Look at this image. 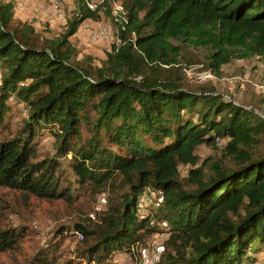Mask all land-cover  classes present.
<instances>
[{
	"label": "trees",
	"instance_id": "trees-1",
	"mask_svg": "<svg viewBox=\"0 0 264 264\" xmlns=\"http://www.w3.org/2000/svg\"><path fill=\"white\" fill-rule=\"evenodd\" d=\"M122 2L129 18L122 44L113 43L96 67L75 61L70 38L97 11L77 0L65 33L41 41L26 23L10 28L14 0H0V132L10 99L28 111L20 132L0 138V186L70 204L80 189L108 196L94 218L61 227L29 264H116V253L133 254L156 232L168 236L153 264L256 261L264 253V155L252 149L264 136V117L217 90L171 80L163 68L178 64L185 45L206 48L215 71L264 57V0ZM46 128L55 155L38 159L35 139ZM219 140H227L233 166L196 167L198 147ZM71 153L73 183L60 161ZM154 192L142 213L141 198ZM79 233L77 256L62 260L60 239ZM22 236L0 228V252L18 248Z\"/></svg>",
	"mask_w": 264,
	"mask_h": 264
},
{
	"label": "rangeland",
	"instance_id": "rangeland-1",
	"mask_svg": "<svg viewBox=\"0 0 264 264\" xmlns=\"http://www.w3.org/2000/svg\"><path fill=\"white\" fill-rule=\"evenodd\" d=\"M30 1L28 7L25 3ZM43 4V0H14V16L10 28L23 24L30 25L42 41L63 35L68 27V19L73 16L75 5L70 2L66 5V16L60 22L51 24L47 22L41 13L36 11ZM77 49L75 61L87 62V65L100 66L107 58L106 45L101 42L87 44L84 38L73 35L70 38ZM178 44L177 41H175ZM208 50L206 48H194L183 46L178 58V64L164 66L163 73L171 80L180 82L194 90L209 89L224 93L226 98L233 99L237 103L246 106L253 113L264 115V57H251L247 59H235L224 65L219 71L212 70L206 60ZM91 57V58H90ZM166 69V70H165ZM10 111L7 126L0 132V138L12 137L20 132L28 111L22 103H16L10 99ZM87 135V132H84ZM38 145V159L55 155L53 146L54 137L50 131H42L35 139ZM227 140L213 144H202L197 149L200 162L196 166L206 162L220 163L223 166H233V160L224 149ZM255 157L264 155V136L261 143L252 149ZM72 153L60 158L64 175H67L72 183L76 180L71 170ZM209 164V165H210ZM192 166L181 167V178L189 175ZM212 170V167L209 168ZM82 191L75 204H70L63 198H41L34 195L24 196L20 190L8 186H0V228H18L23 236L19 240L18 248L6 252H0V264H29L36 254L41 252L57 236H60L61 227L68 228L79 220V216L95 217L98 209H104L107 205L106 192ZM79 192V193H80ZM158 192L149 194L150 199L157 197ZM152 203H155L153 198ZM146 204H144L145 206ZM145 208H142V213ZM166 233L156 232L146 236L145 240L135 247L134 253L118 252L113 257L116 264H153L162 253ZM61 237V236H60ZM60 237L58 239H60ZM59 255L62 260L73 259L77 256L76 248L82 241L79 234L67 235L60 239ZM264 264V253L256 261L243 264Z\"/></svg>",
	"mask_w": 264,
	"mask_h": 264
},
{
	"label": "built area",
	"instance_id": "built-area-1",
	"mask_svg": "<svg viewBox=\"0 0 264 264\" xmlns=\"http://www.w3.org/2000/svg\"><path fill=\"white\" fill-rule=\"evenodd\" d=\"M77 0H43V4L37 7V14L41 13L43 18L55 24L65 19L66 5L68 2L75 5ZM87 9L97 11L98 18L88 17L81 21L79 28L74 35L84 38L87 44L90 43H108L106 48L112 51L113 43L116 45L122 44L121 33L126 29V24L129 22L127 11L122 0H80ZM30 1L25 3V8L28 7ZM106 8L109 9V15H106ZM258 113V112H257ZM259 114V113H258ZM264 117L263 114H259ZM222 141V140H219ZM218 141V142H219ZM151 202L149 194L144 195L140 200V207L145 208ZM144 204H146L144 206ZM79 235L82 237L81 233Z\"/></svg>",
	"mask_w": 264,
	"mask_h": 264
},
{
	"label": "crops",
	"instance_id": "crops-1",
	"mask_svg": "<svg viewBox=\"0 0 264 264\" xmlns=\"http://www.w3.org/2000/svg\"><path fill=\"white\" fill-rule=\"evenodd\" d=\"M250 264H254V263H250Z\"/></svg>",
	"mask_w": 264,
	"mask_h": 264
}]
</instances>
